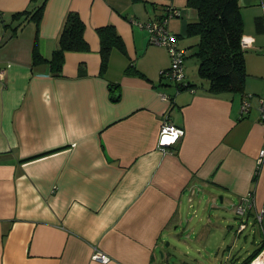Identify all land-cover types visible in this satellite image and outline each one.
<instances>
[{
  "label": "crops",
  "instance_id": "0c3cea01",
  "mask_svg": "<svg viewBox=\"0 0 264 264\" xmlns=\"http://www.w3.org/2000/svg\"><path fill=\"white\" fill-rule=\"evenodd\" d=\"M146 1L47 0L38 25L24 22L11 35L4 26L18 24L11 15L30 0H0V264H166L159 251L166 252L184 199L200 188L233 205L249 197V216L264 214V31L255 24L264 0H239L245 115L240 94L208 93L206 82L183 90L160 84L170 59L140 26L159 12L157 0ZM186 1L173 0L181 9L173 17L181 20L178 36L197 15ZM73 11L90 50L66 52L60 75L33 66L34 45L50 57ZM106 24L116 27L125 53L113 48L102 75L97 28ZM186 59V77L198 79ZM130 62L145 77L124 74ZM109 82L120 86L118 102ZM164 119L184 130L171 146L158 143ZM95 249L110 259L94 260Z\"/></svg>",
  "mask_w": 264,
  "mask_h": 264
},
{
  "label": "trees",
  "instance_id": "16d2710c",
  "mask_svg": "<svg viewBox=\"0 0 264 264\" xmlns=\"http://www.w3.org/2000/svg\"><path fill=\"white\" fill-rule=\"evenodd\" d=\"M46 1L30 0L29 6L24 11L11 15V21L20 20L19 23L15 26L9 23L4 27L6 29L10 28L11 35H13L17 33L18 28L24 22L33 21L38 25L42 18ZM140 1L147 2L146 0ZM151 4L155 10L159 11L154 15L152 21L167 18V27L168 22L173 17L181 15V9L174 5L173 0H164L161 3L153 2ZM186 7L193 8L197 15L195 18L186 21L183 33L179 36L182 38L195 36L197 38V42L189 48H193L192 54L198 60V79L191 81L186 77L183 83L176 85L177 90L190 89L197 86L202 87L201 84L206 82V91L208 93L227 92L240 94L242 100L244 98L248 99V93H244V85L248 74L245 64L247 53L242 44L244 22L239 0H187ZM255 24L258 32L264 31V18L257 17ZM85 29L86 26L81 16L77 12H69L61 28L56 49H54L50 57H45L37 49V44L34 45L32 49V65H48L54 75H60L66 52H86L90 50L84 36ZM97 33L100 41V73L105 75L112 49L117 48L122 53H125V47L121 35L113 24L98 27ZM183 50L186 59L188 53L186 49ZM83 70L85 69L80 67V73ZM124 74L145 77L132 62L127 65ZM160 79L161 85L168 86L171 83L164 79L162 74ZM108 89L110 100L118 102L121 96L118 83L109 82ZM166 97L169 96L167 95ZM257 174L258 170L254 173V181L257 179ZM258 250L251 253L242 264H247Z\"/></svg>",
  "mask_w": 264,
  "mask_h": 264
},
{
  "label": "rangeland",
  "instance_id": "374dc122",
  "mask_svg": "<svg viewBox=\"0 0 264 264\" xmlns=\"http://www.w3.org/2000/svg\"><path fill=\"white\" fill-rule=\"evenodd\" d=\"M158 3L164 0H157ZM161 1V2H160ZM196 12V11H195ZM172 34L176 35L180 28V18L171 19ZM179 46L186 41H195L191 36H177ZM186 68L198 75V60L192 54L193 48H187ZM188 79V78H187ZM169 83L167 88H173ZM196 191L189 202L184 199L180 212V222L170 230L169 239L164 241L166 248L165 260L168 264H242L244 260L261 245V233L252 216H247L248 226L237 232L239 219L235 216L231 201H220L216 192L215 200L203 188ZM210 190V188H209ZM169 243L166 247V243ZM160 257V255H159ZM164 259L158 258V261Z\"/></svg>",
  "mask_w": 264,
  "mask_h": 264
},
{
  "label": "built area",
  "instance_id": "2783aa9c",
  "mask_svg": "<svg viewBox=\"0 0 264 264\" xmlns=\"http://www.w3.org/2000/svg\"><path fill=\"white\" fill-rule=\"evenodd\" d=\"M141 27L145 28L149 35V44L162 46L167 50L169 55L170 63L165 69H162L161 74L164 79L168 80L175 85L181 84L186 80V74L184 70L185 53L183 48L178 45L176 35L172 34L167 27V18H160L159 20L150 21L147 23L140 24ZM244 45L245 43L242 42ZM3 73V70H0ZM166 97V95H164ZM251 107L249 100L244 98L241 104L242 114H246ZM259 123L264 128V94L259 100ZM184 130L174 125L168 119H164L161 122L158 135V143L160 146H171L180 140L183 136ZM264 157V148L259 152L258 164H261ZM250 198H245L241 203L233 205V212L235 216L240 220L237 232L244 230L247 223V216L250 214L251 203ZM255 223L259 225L262 243L256 253V255L247 262V264H264V214L259 212L255 214ZM94 260L100 262H107L110 258L105 253L95 249L92 254Z\"/></svg>",
  "mask_w": 264,
  "mask_h": 264
},
{
  "label": "water",
  "instance_id": "95a60500",
  "mask_svg": "<svg viewBox=\"0 0 264 264\" xmlns=\"http://www.w3.org/2000/svg\"><path fill=\"white\" fill-rule=\"evenodd\" d=\"M219 198H220V201L222 202V196H219ZM168 246V243H166V247ZM159 254H160V257H161V259H164L165 260V258H164V256H165V253L163 252V250H160L159 251ZM167 264V263H166Z\"/></svg>",
  "mask_w": 264,
  "mask_h": 264
},
{
  "label": "clouds",
  "instance_id": "9594fccd",
  "mask_svg": "<svg viewBox=\"0 0 264 264\" xmlns=\"http://www.w3.org/2000/svg\"><path fill=\"white\" fill-rule=\"evenodd\" d=\"M261 243H262V241H261ZM261 246V245H260ZM258 248H260V247H258Z\"/></svg>",
  "mask_w": 264,
  "mask_h": 264
}]
</instances>
